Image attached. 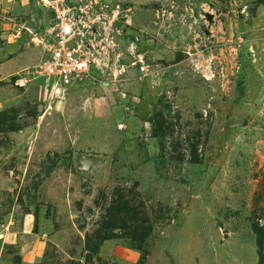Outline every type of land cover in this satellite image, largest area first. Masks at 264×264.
I'll return each instance as SVG.
<instances>
[{
	"label": "rangeland",
	"instance_id": "obj_1",
	"mask_svg": "<svg viewBox=\"0 0 264 264\" xmlns=\"http://www.w3.org/2000/svg\"><path fill=\"white\" fill-rule=\"evenodd\" d=\"M123 3L143 74L54 90L42 0L0 38V264H264V0Z\"/></svg>",
	"mask_w": 264,
	"mask_h": 264
},
{
	"label": "built area",
	"instance_id": "obj_2",
	"mask_svg": "<svg viewBox=\"0 0 264 264\" xmlns=\"http://www.w3.org/2000/svg\"><path fill=\"white\" fill-rule=\"evenodd\" d=\"M123 2L42 0L52 20L45 36L47 56L40 68L54 90L74 87L96 73H112L118 78L137 70L141 74L147 71L143 56L131 53L126 61L118 42L122 36L120 23L132 14V8Z\"/></svg>",
	"mask_w": 264,
	"mask_h": 264
},
{
	"label": "crops",
	"instance_id": "obj_3",
	"mask_svg": "<svg viewBox=\"0 0 264 264\" xmlns=\"http://www.w3.org/2000/svg\"><path fill=\"white\" fill-rule=\"evenodd\" d=\"M31 3L32 0H0V38L2 37L4 39H7L9 42L13 39V37H18V33L20 32H16L17 34H9V32L14 29L13 26H17L19 24V18L26 14V12L29 10V6ZM13 22H16V24H14ZM5 63L9 64L10 59L7 60V62ZM92 103L93 111H95V117L103 119L111 115L110 110L108 108L106 109V105L103 101L95 100ZM101 112L105 113L102 114ZM13 238L14 239H12L11 237V240H13V244H17V237L14 236ZM21 239L25 241L24 238ZM26 241L24 243H20L21 257L25 262L28 261L30 258H32V262H35V258L38 257V251L36 253L37 247H43V242L33 237L30 239L27 238Z\"/></svg>",
	"mask_w": 264,
	"mask_h": 264
},
{
	"label": "trees",
	"instance_id": "obj_4",
	"mask_svg": "<svg viewBox=\"0 0 264 264\" xmlns=\"http://www.w3.org/2000/svg\"><path fill=\"white\" fill-rule=\"evenodd\" d=\"M260 234V233H259ZM261 245H262V242H261ZM262 263L261 264H263V261H261Z\"/></svg>",
	"mask_w": 264,
	"mask_h": 264
}]
</instances>
